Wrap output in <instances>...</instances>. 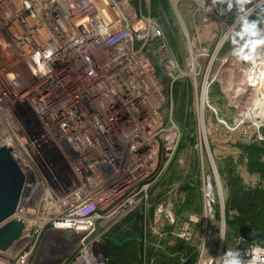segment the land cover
Here are the masks:
<instances>
[{"label": "built area", "instance_id": "1", "mask_svg": "<svg viewBox=\"0 0 264 264\" xmlns=\"http://www.w3.org/2000/svg\"><path fill=\"white\" fill-rule=\"evenodd\" d=\"M133 1L0 0V147H10L24 175L13 216L24 228L0 251V264H33L59 249L71 250L65 264H105L106 232L147 203L152 185L176 161L175 84L189 81L199 89L200 113L209 106L213 80L198 82L209 46L198 44L206 30L217 36L215 8L208 12L204 0H187L195 35L184 33L179 59L157 19ZM182 1L168 0L176 16ZM219 49L217 43L208 71ZM259 51L243 69L263 59ZM200 192L201 216L189 215L173 235L198 243L196 264H217L226 252L224 201L203 172ZM175 220L170 201H162L148 228L162 238ZM230 249L264 264V247L242 236Z\"/></svg>", "mask_w": 264, "mask_h": 264}, {"label": "trees", "instance_id": "2", "mask_svg": "<svg viewBox=\"0 0 264 264\" xmlns=\"http://www.w3.org/2000/svg\"><path fill=\"white\" fill-rule=\"evenodd\" d=\"M133 4L157 19L170 47L180 59L179 30L174 24L167 0H149L147 8L144 0H134ZM157 77H162V82H166L160 69L157 70ZM191 98L190 92L179 94V84H175L174 119L181 130L178 152L187 143L193 142L195 134V121L188 112ZM234 147L239 152L238 160L228 156L218 162L217 168L227 190L224 200L225 237L234 239L242 236L252 244L264 247V127L249 141L239 142ZM191 160L190 169L185 175L173 172V162L159 182L158 190L154 188L149 192L147 203L135 207L106 232L103 238L107 251L105 264H196L198 243L185 242L173 235L189 215L200 217L202 214L200 164L197 155H193ZM239 164L245 166L248 174L256 176L253 186L245 184L239 176ZM173 183H178L180 195L173 206L176 220L174 225L164 228L165 234L160 238L152 234L148 222L155 207L166 196L167 188H163L164 185ZM193 227L200 231L202 221L193 224Z\"/></svg>", "mask_w": 264, "mask_h": 264}, {"label": "rangeland", "instance_id": "3", "mask_svg": "<svg viewBox=\"0 0 264 264\" xmlns=\"http://www.w3.org/2000/svg\"><path fill=\"white\" fill-rule=\"evenodd\" d=\"M209 1L211 2V0ZM144 2L147 5L149 0H144ZM169 7L173 16L174 24L178 27L179 30L178 55L181 58V56L185 54L184 33L187 32L190 37H192V35H195L192 27L191 14L189 13L191 4L187 0L179 2L177 5L179 16H176L174 10L170 5ZM214 11L216 12V15L221 19H212V22L215 24L214 26H212V30L214 31V29H216L217 36L213 37V35L211 34L212 32H208V30H206L203 34V38H200V44H198L204 47V43L207 42V45L209 46V57H211L216 49V44L220 43V49L216 54V60L212 64L209 71V57H204L201 61L203 72L198 82L201 83L204 80L210 82L211 79L213 80L212 84L208 88L207 101L209 106L205 107L203 113H200L199 89L195 91L189 81H183L179 83V94L190 92V95L192 97L188 112L193 117L196 128L195 134L193 136V142L189 144L187 143L177 153V157L175 159L176 161H173L175 162V165L172 168L173 172H181L185 175L186 172H188L190 169V164L192 162L191 159L193 158V155H197L200 164V182L202 172L205 175H210L214 184L216 194H218L220 200L224 201L226 198L227 190L224 185V181L217 170L218 162L228 156H231L235 161H237L239 152L235 149V144L239 142L249 141L261 127H264V124L256 125L250 115L243 114L244 110H247L251 106L252 100L242 99L239 102L236 100L237 95H241L243 92V89L241 87L236 86V88L234 89L226 88L228 86L236 85L239 82L242 73H244L242 75L244 77L243 79L246 80V74L248 73L249 69L243 68H245L246 66H250V63H241V61L233 59V57L230 55L231 45L229 43H221V39L224 33L227 31V28L231 27L234 23L235 13L233 12L225 16H221L218 14L217 9H215ZM180 24L185 27L184 30L181 28ZM259 54L264 55V49H260ZM247 102H249L250 104ZM198 113L201 114L200 126L198 122ZM166 171H169V167ZM237 171L245 184L253 186L256 183V176L248 174L243 164H239L237 166ZM162 177L152 185V189L158 187V184H160L159 182L162 180ZM163 188H167L166 196L163 201H170L172 206H174L175 200L180 197L177 190L178 183H173L170 186L164 185ZM217 209L219 210L218 207ZM193 232L195 235V239L197 240V237L200 236V231L194 228ZM65 235L69 236V232H66ZM232 240L233 239H227L225 237L226 251L227 249H230ZM69 251L71 250L59 249L58 253H56L52 257H49L50 259L47 258V256L45 257L41 255L39 263L65 264L67 262L65 253H68Z\"/></svg>", "mask_w": 264, "mask_h": 264}, {"label": "clouds", "instance_id": "4", "mask_svg": "<svg viewBox=\"0 0 264 264\" xmlns=\"http://www.w3.org/2000/svg\"><path fill=\"white\" fill-rule=\"evenodd\" d=\"M206 2L207 0H204L208 12L215 8L221 16L235 13L234 23L227 28L221 43L231 45L230 55L237 61L255 63L258 59V51L264 49V0H255V4L254 0H211L207 6ZM253 4L254 7H249ZM46 55L50 57L52 52L49 51ZM41 70L47 73L52 69L42 67ZM220 238L224 240L223 235ZM217 264H251V262L243 259L240 251L227 249L218 257Z\"/></svg>", "mask_w": 264, "mask_h": 264}, {"label": "water", "instance_id": "5", "mask_svg": "<svg viewBox=\"0 0 264 264\" xmlns=\"http://www.w3.org/2000/svg\"><path fill=\"white\" fill-rule=\"evenodd\" d=\"M24 175L11 155L10 147H0V251L10 248L24 228L14 219L23 189ZM33 264H41L36 259Z\"/></svg>", "mask_w": 264, "mask_h": 264}, {"label": "bare ground", "instance_id": "6", "mask_svg": "<svg viewBox=\"0 0 264 264\" xmlns=\"http://www.w3.org/2000/svg\"><path fill=\"white\" fill-rule=\"evenodd\" d=\"M263 73H264V57L262 60L258 62V64L254 68H249L248 73L246 74L247 75L246 80L243 79L244 77L242 75L244 73H242L240 76V80L238 79L239 82L236 85L226 87V88L234 89L237 86L243 89L242 94L237 95L236 97V100L238 102L242 99L252 100L251 106L247 110H244L243 114L250 115V117L253 118V121L256 125L264 124V74Z\"/></svg>", "mask_w": 264, "mask_h": 264}]
</instances>
